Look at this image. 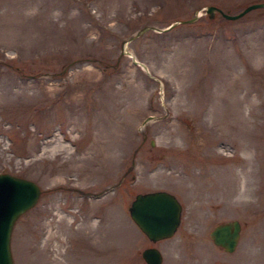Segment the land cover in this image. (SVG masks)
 <instances>
[{
	"label": "rangeland",
	"instance_id": "rangeland-1",
	"mask_svg": "<svg viewBox=\"0 0 264 264\" xmlns=\"http://www.w3.org/2000/svg\"><path fill=\"white\" fill-rule=\"evenodd\" d=\"M260 1L0 0V172L40 190L13 264H264V7L203 12ZM157 189L181 210L151 242L126 207Z\"/></svg>",
	"mask_w": 264,
	"mask_h": 264
},
{
	"label": "water",
	"instance_id": "water-1",
	"mask_svg": "<svg viewBox=\"0 0 264 264\" xmlns=\"http://www.w3.org/2000/svg\"><path fill=\"white\" fill-rule=\"evenodd\" d=\"M256 7H264V0L259 3L245 4L238 13L228 14L227 11H222L213 5L203 6V12L207 14V19L217 13L223 18L231 20ZM195 16L196 14L187 20H179V22L190 23L195 19ZM179 22L171 21L167 27L162 29L167 30L174 23ZM138 33L139 31L135 35ZM38 187L27 178H21L8 172H0V264H13L10 250L11 229L18 215L34 206L33 204L40 192ZM129 201L126 207L127 215L136 229L143 233L147 241L157 242L159 239L169 238L176 230L181 208L173 194L162 189L146 191L145 193L137 192ZM239 230L238 222L232 218L215 223L207 232V237L214 246L231 253L235 249L237 240H239ZM140 251V258L146 264L161 263L160 252L154 246L143 247Z\"/></svg>",
	"mask_w": 264,
	"mask_h": 264
},
{
	"label": "bare ground",
	"instance_id": "bare-ground-1",
	"mask_svg": "<svg viewBox=\"0 0 264 264\" xmlns=\"http://www.w3.org/2000/svg\"><path fill=\"white\" fill-rule=\"evenodd\" d=\"M125 49V47L123 46V50ZM132 56V55H131ZM130 57V56H129ZM132 59H134V58H132Z\"/></svg>",
	"mask_w": 264,
	"mask_h": 264
}]
</instances>
